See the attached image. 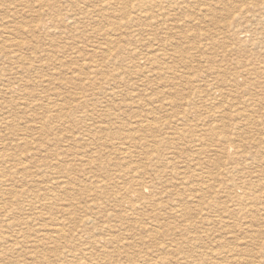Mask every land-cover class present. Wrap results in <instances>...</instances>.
Masks as SVG:
<instances>
[{
    "label": "rangeland",
    "instance_id": "rangeland-1",
    "mask_svg": "<svg viewBox=\"0 0 264 264\" xmlns=\"http://www.w3.org/2000/svg\"><path fill=\"white\" fill-rule=\"evenodd\" d=\"M111 1L114 2L112 3ZM150 1L153 2V0ZM174 1L175 4H173ZM191 1L179 0L178 2V0H164L163 2L162 0H156L151 3V5L150 3H147L146 5L141 6L143 7V11L142 9H140L141 7L139 4V0H0V24L2 23L0 26V64L2 65H0V113H2L0 114V129L2 128V130H0V150H3V152L0 151V180L3 182L2 185H0V193L7 194V192H13L12 196L5 195L6 202L4 203L6 204L7 212H5V214H0V232L3 231V233L1 232L0 235L5 237L11 236V240L13 239L12 241L6 243L2 241L0 237V264H8L9 262V264H59V262L60 264H73L75 262V264H90L92 263V260L93 262L95 261V263L92 264H131L132 262L134 264H144V260H146L145 264H218L221 259V264H239V261L241 262L240 264H264V97H262L264 96V0H259L260 2L258 3L256 2V0H203L204 2L202 0ZM94 2L97 3L93 4ZM44 3H46V5ZM80 3L82 4V6ZM190 3H192V5ZM18 4L22 6L19 7ZM32 4H34V6ZM107 4H110V7ZM111 4L113 8L111 7ZM136 4L138 5V8ZM169 4L173 7L171 6L170 8L168 6V9L167 5ZM180 4L182 7L179 6ZM186 4L188 5L186 6ZM149 5L153 7H156L157 5V8H146ZM161 5L165 6L164 9H160L163 8ZM177 5L178 7H176ZM77 6L78 8H76ZM103 6L105 7L103 8ZM114 6H116V8ZM25 8L28 10H26ZM79 8H81L82 10ZM209 8L211 9V12ZM15 9H17V11ZM92 9L93 11H90ZM146 9H148V12H146ZM151 9L152 11L154 9L153 13L155 15L151 14ZM244 9L247 11H245ZM111 10L114 11L109 12ZM141 10L143 12H146L145 16L149 17H142L141 14L144 15V13H142ZM61 11L64 13H62ZM139 11L140 16L137 13ZM149 11L151 13H149ZM26 12L27 15L25 16ZM77 12H79L80 14ZM86 12H88L87 15H85ZM163 12L168 15V17L170 15L172 16L170 18L163 17ZM170 12L172 14H170ZM161 13H163V15ZM106 14L108 15L107 17L105 16ZM173 14H175L176 17ZM158 15L160 17H158ZM20 16L23 17L21 18ZM103 16L106 18H104ZM94 17L96 18L93 19ZM111 17L114 19H110ZM189 18H191V20ZM155 20L159 23H157ZM169 21L172 24H170ZM91 27H93L94 29H92ZM142 27H144L145 29ZM167 27L168 29H165ZM241 27H244V31ZM140 28L143 30H140ZM38 29L40 30V32H38ZM241 31L242 33L240 34ZM123 33L124 35H122ZM112 35L119 38H113ZM69 36L72 38H70ZM88 37L90 41L88 40ZM90 37H92L93 39ZM152 37L158 38H155L153 40ZM108 38H111L112 41L110 39L108 41ZM146 41H150V44H148L147 42V45H145ZM245 41L247 42L245 43ZM90 42L92 44H90ZM94 43L98 44L96 45ZM165 43L167 46L165 45ZM170 43L172 46L169 45ZM131 44H133L132 48H130L132 46ZM239 45L240 49L238 48ZM165 46L170 47L166 48ZM127 47L128 49H126ZM95 48L97 50H95ZM161 48L162 50H160ZM136 49L138 50L135 51ZM132 50L137 52L139 56L138 54H133L134 51ZM158 50L161 53L157 52ZM229 51H231L230 54ZM247 51L248 53L246 54L245 52ZM173 52L175 55L173 54ZM238 52H240V54L242 55L238 54ZM103 53L109 54L105 55ZM156 54H159L161 56L158 57L157 60H159V62L157 64L154 65V61H150V63H146V60L142 61V59H145L146 57L141 58V56L144 57L146 55L150 57ZM169 54H171V56ZM114 56L119 61L117 59L115 60ZM91 57H97V60H94ZM137 57L140 58V60L137 59ZM166 57L169 59H167ZM79 58L81 61L79 60ZM173 58L175 59L171 61ZM135 59H137L136 62ZM82 61H84L85 64ZM129 65H131V67ZM163 66L164 68L166 67L167 71L169 70L171 73H169V71L168 73H166V70L164 71V73H161L159 67L163 69ZM122 67H126L128 69H122ZM249 67L252 72L251 70H249ZM146 68L147 72L145 71ZM153 68L156 70H154ZM63 71L64 73H62ZM158 72H160L161 74L159 75ZM241 72H245V74H241ZM161 75L162 77H160ZM170 75L174 76L170 77ZM145 76L148 77L145 78ZM75 77L77 80H75ZM244 77L245 79H243ZM241 85H243L244 87ZM73 87L75 88V90H73ZM4 88L8 90H5ZM221 89H223V91ZM80 92H82V94ZM88 99H90L91 102ZM60 100L63 102H61ZM254 100L256 103H254ZM66 103L67 105H69L68 107L65 105ZM168 104L171 106H169ZM148 106L152 107L148 108ZM60 107H63V109ZM151 108L153 109L151 110ZM7 109L9 112L7 111ZM147 109L150 110H148V113ZM66 111L68 113H66ZM218 111L221 113H219ZM149 112L151 113V115H149ZM216 113L218 115H216ZM234 114L238 116H235ZM239 117L241 118V120ZM71 118L73 120H71ZM136 118L139 120H137ZM146 118L147 120H145ZM10 119H12L13 121ZM84 119L86 120V122ZM150 120L153 122V124ZM81 123L85 125V127ZM237 124L241 129L239 127L237 128ZM248 125L250 127L249 129ZM123 131H125V133ZM116 132L117 134H115ZM17 135L23 136V138ZM72 135L76 136L73 137ZM200 135H202L201 138H203V136L209 137L203 140V142H200L198 140V137ZM211 135H216V138L213 139ZM123 137H128V139L126 141H121ZM163 137L165 138V140ZM107 138L110 139L112 143H110ZM195 139L197 140L196 142H198L197 145ZM113 141L115 143H118L119 149L116 150L117 144H115ZM126 142L127 144H125ZM159 142L162 143V145ZM47 144L49 147L47 146ZM110 144L115 145L111 146ZM125 145L127 146L125 147ZM202 145H204L205 147ZM91 146L92 148L90 149ZM161 146L163 149L161 148ZM170 151H172V153ZM257 151L260 154H258ZM41 152H43V154ZM73 154H75V156ZM127 156L130 157L128 158ZM134 157L138 159L136 160L134 159ZM7 160H10V162ZM58 160L60 162H58ZM129 162L130 164H128ZM166 164H168L169 167L168 165L166 166ZM58 165H60L62 168H59L60 166ZM43 166L44 168H42ZM145 168H148L147 170L149 174L145 176L146 179L144 183H146V186L141 187L138 184L142 183V180L139 179V183L134 182L137 181L138 178L136 177L139 173L141 174L145 172ZM126 169H128L129 171ZM54 170L55 172H58L55 173ZM85 170H88V173ZM235 170L236 172L239 170L241 171H239V173H236L234 172ZM13 172L14 174H11ZM50 172H53V175H51ZM115 172H117L118 174H116ZM240 172L241 175H239ZM201 173L205 175L201 177ZM56 177H58L59 180L56 179ZM61 177L64 180H60ZM43 180L45 181V183ZM208 180L210 181V183ZM100 181L103 182L101 183ZM108 181L110 183H108ZM237 184H239V186H237L236 188ZM258 185L260 186V188L258 187ZM209 186L211 191L209 189ZM253 186H255L256 188ZM71 187L73 191L71 190ZM42 188H44V190ZM98 188H100L101 190L99 191ZM147 188L149 189L147 190ZM203 188H206L207 190ZM242 189L245 190L243 191ZM69 190L71 192H69ZM46 196L49 197L46 198ZM257 196L259 197V199L263 200L260 201L258 199H255V197L257 198ZM238 197H242L240 198L241 201ZM24 199L27 202H25ZM247 199H249V201H247ZM8 200H10V202L13 201L12 205L7 202ZM14 200L16 201L14 202ZM37 201L39 203H37ZM64 201L66 202L64 203ZM227 201H229L230 203ZM245 203L248 205H246ZM47 204H49V206H47ZM101 204L102 206H100ZM257 204L262 207H260L259 205L257 206ZM237 205L239 206L238 208L240 210L237 209ZM8 206H10L11 209H9ZM173 206L175 207L173 208ZM242 206H244L245 208ZM98 208L101 210H98ZM253 209L255 211H253ZM249 210L250 212H247ZM69 211L72 212L70 213ZM179 213L181 215H179ZM59 214L61 215V217L59 216ZM224 214L227 215L225 216ZM5 215H9L6 216L8 219L5 217ZM10 215L12 216L10 217ZM56 216L58 217L56 218ZM65 216H68L69 218L67 217L66 219ZM242 216H244L245 218ZM222 218L225 219L223 220ZM65 219L68 222L64 221ZM52 220L54 222L58 220L59 222L57 221L54 223ZM29 221H32L33 224ZM49 221L50 223L52 222L54 224L59 223L56 225H60V227L62 226L64 231L68 232H66V237L63 236L65 239L61 238L60 240L56 241L55 239L49 237V232H51L50 228L52 229L53 227V225H50L49 227ZM127 221L130 224H128ZM41 222H44V226L43 224H41ZM8 224L11 227L7 226ZM34 224L36 225V227ZM92 224L94 226H92ZM152 224H155V226L157 225L156 228H153L155 226ZM19 225L21 226L18 227ZM46 225L48 226L46 227ZM136 225H138L139 227ZM225 226L226 228H224ZM30 228H32L33 230H30ZM18 229L20 230V232L18 231L17 233ZM26 229L30 232H26ZM232 229L235 231H232ZM46 230L49 231L47 232ZM138 231H140V233ZM116 232L119 234H117ZM47 233L49 236L47 235ZM86 233L88 235H86ZM109 233L111 235H109ZM190 234H193L192 237L190 236ZM230 234H233L234 236H230ZM21 237H23L22 239L24 240H22ZM40 237H42L43 239ZM73 237L75 239H73ZM14 238L17 240H15ZM110 238L114 240V243L109 244L105 241ZM242 238L245 241H243ZM66 239L68 241H66ZM76 239H78L79 241ZM159 239H161L162 241ZM240 239L242 241H240ZM196 240H198V243ZM184 242H186L187 244H182ZM10 243L13 245H11ZM48 244H50V246H48ZM100 244H102L103 247ZM172 245L174 247H171ZM116 246L119 248H117ZM26 247H28V250ZM61 247L63 250L61 249ZM166 247L168 249L165 250ZM207 247L210 250H208ZM18 248L19 252L17 253L15 251H17ZM41 248L42 250H44V252L40 250ZM73 248L76 249L74 250ZM109 248L111 249L109 250ZM81 252H83L84 254H82ZM134 252L135 254H133ZM85 254H87L88 256ZM226 254H228L229 256ZM258 256L260 257V259H258ZM82 259L84 261H81ZM138 259H141L140 261L142 262H139ZM85 260L87 262H85ZM43 261H45V263ZM64 261L67 263H65ZM107 261L109 262L107 263Z\"/></svg>",
    "mask_w": 264,
    "mask_h": 264
},
{
    "label": "bare ground",
    "instance_id": "bare-ground-1",
    "mask_svg": "<svg viewBox=\"0 0 264 264\" xmlns=\"http://www.w3.org/2000/svg\"><path fill=\"white\" fill-rule=\"evenodd\" d=\"M2 1H3V0H2ZM7 1H8V0H7ZM36 1H40V0H36ZM41 1H42V0H41ZM46 1H47V0H46ZM85 1H86V0H85ZM92 1H94V0H92ZM102 1H103V0H102ZM104 1H106V0H104ZM117 1H118V0H117ZM154 1H156V0H153V2H154ZM162 1L164 2V0H162ZM190 1H191V0H190ZM193 1H194V0H193ZM202 1H203V0H202ZM204 1H206V0H204ZM204 1H203V2H204ZM207 1H208V0H207ZM12 2H13V1H12ZM26 2H27V1H26ZM29 2H30V1H29ZM111 2H112V1H111ZM113 2H114V1H113ZM113 2H112V3H113ZM136 2H137V1H136ZM153 2L150 1V0H139L140 7L146 5L147 3H148V4L150 3V5H151V3H153ZM169 2H170V1H169ZM169 2H168V3H169ZM178 2H179V0H178ZM181 2H182V1H181ZM181 2H180V3H181ZM191 2H192V1H191ZM256 2L258 3V2H260V1H259V0H256ZM30 3H31V2H30ZM35 3H37V2H35ZM40 3H42V2H40ZM57 3H58V2H57ZM96 3H97V2H94L93 4H96ZM118 3H120V2H118ZM184 3H185V2H184ZM192 3H193V2H192ZM192 3H190V4L192 5ZM19 4H20V3H19ZM19 4H18V5H19ZM25 4H26V3H25ZM25 4H23V5H25ZM44 4L46 5V3H44ZM80 4H81V3H80ZM84 4H85V2H84ZM98 4H99V3H98ZM102 4H103V3H102ZM102 4H101V5H102ZM105 4H106V3H105ZM160 4H162V3H160ZM166 4H167V3H166ZM171 4H172V3H171ZM173 4H175V1H174ZM178 4H179V3H178ZM201 4H202V3H201ZM26 5H27V4H26ZM28 5H29V4H28ZM32 5L34 6V4H32ZM38 5H39V4H38ZM75 5H76V4H75ZM99 5H100V4H99ZM107 5H108V4H107ZM150 5H149L148 7H146V8L153 7V6H150ZM163 5H164V4H163ZM187 5H188V4H186V6H187ZM3 6H5V5H3ZM15 6H16V5H15ZM21 6H22V5H21ZM21 6L19 5V7H21ZM30 6H31V5H30ZM36 6H37V5H36ZM81 6H82V4H81ZM108 6L110 7V4H109ZM136 6H137V8H138V5H137V4H136ZM159 6H160V5H159ZM159 6H158V8H159ZM161 6H162V5H161ZM168 6L171 8L172 5H170V4L167 5V8L169 9ZM174 6H175V5H174ZM179 6L182 7L181 4H180ZM19 7H18V8H19ZM23 7H25V6H23ZM23 7H22V8H23ZM44 7H45V6H44ZM85 7H86V6H85ZM93 7H94V6H93ZM104 7H105V6H103V8H104ZM111 7L113 8L112 4H111ZM114 7L116 8V6H114ZM140 7H139V8H140ZM154 7H155V6H154ZM154 7H153V8H154ZM162 7H163V8H160V9H164L165 6H162ZM172 7H173V6H172ZM176 7H178V5H177ZM198 7H199V6H198ZM212 7H213V6H212ZM1 8H2V7H1ZM12 8H13V7H12ZM22 8H21V9H22ZM26 8H27V7H26ZM26 8H25V9H26ZM76 8H78V6H77ZM81 8H82V7H81ZM81 8H79V9H81ZM83 8H84V7H83ZM100 8H101V6H100ZM122 8H123V7H122ZM142 8H143V7H141L140 9H142ZM144 8H145V7H144ZM155 8H157V5H156ZM167 8H166V9H167ZM200 8H201V7H200ZM204 8H205V7H204ZM210 8H211V7H210ZM210 8H209V10H210V12H211V9H210ZM2 9H3V8H2ZM13 9H14V8H13ZM23 9H24V8H23ZM40 9H41V8H40ZM55 9H56V8H55ZM89 9H91V8H89ZM95 9H96V8H95ZM135 9H136V8H135ZM160 9H159V10H160ZM166 9H165V10H166ZM168 9H167V10H168ZM180 9H181V8H180ZM183 9H184V8H183ZM15 10L17 11V9H15ZM26 10H28V9H26ZM81 10H82V9H81ZM122 10H123V9H122ZM130 10H131V8H130ZM142 10H143V9H142ZM142 10H141V11H142ZM146 10H147L146 12H148V9H146ZM156 10H158V9H156ZM165 10H161V11H165ZM171 10H172V9H171ZM207 10H208V8H207ZM241 10H242V9H241ZM244 10H245V9H244ZM6 11H7V10H6ZM9 11H11V10H9ZM21 11H23V10H21ZM68 11H69V10H68ZM84 11H85V9H84ZM90 11H93V9L90 10ZM105 11H106V10H105ZM107 11H108V10H107ZM112 11H114V10H111V11H109V12H112ZM120 11H121V10H120ZM120 11H119V12H120ZM127 11H129V10H127ZM135 11H136V10H135ZM137 11H138V9H137ZM143 11H144V10H143ZM143 11H142V13H144V15L141 14L142 17L145 16V13H146V12H143ZM151 11H152V9H151ZM153 11H154V9H153ZM153 11H152V13L149 11V13L154 14ZM173 11H174V10H173ZM179 11H180V10H179ZM197 11H198V10H197ZM213 11H214V10H213ZM213 11H212V12H213ZM245 11H247V10H245ZM4 12H5V11H4ZM61 12H62V11H61ZM94 12H95V11H94ZM101 12H102V11H101ZM119 12H117V13H119ZM167 12H168V11H167ZM195 12H196V11H195ZM207 12H208V11H207ZM260 12H262V11H260ZM0 13H1V12H0ZM10 13H11V12H10ZM46 13H47V12H46ZM46 13H45V14H46ZM62 13H64V12H62ZM71 13H72V12H71ZM77 13H79V12H77ZM87 13H88V12H86L85 15H87ZM99 13H100V11H99ZM105 13H106V12H105ZM115 13H116V10H115ZM126 13H128V12H126ZM137 13H138V15L140 16V14H139L140 11L137 12ZM157 13H158V12H157ZM163 13H164V12H163ZM163 13H161V14L163 15ZM174 13H175V12H174ZM177 13H178V12H177ZM203 13H204V12H203ZM58 14H60V13H58ZM79 14H80V13H79ZM161 14H160V15H161ZM167 14H168V13H167ZM170 14H172V13L170 12ZM184 14H185V13H184ZM198 14H199V12H198ZM205 14H207V13H205ZM253 14H254V13H253ZM253 14H252V15H253ZM11 15H12V14H11ZM20 15H21V14H20ZM26 15H27V12H26L25 16H26ZM83 15H84V14H83ZM85 15H84V16H85ZM111 15H113V14H111ZM117 15H118V14H117ZM147 15H149V14H147ZM154 15H155V14H154ZM165 15H166V14L164 13L163 17H166V18H167L168 15H166V16H165ZM173 15H175V14H173ZM246 15H247V14H246ZM18 16H19V15H18ZM43 16H44V15H43ZM62 16H63V15H62ZM88 16H89V15H88ZM99 16H100V15H99ZM105 16L107 17L108 15L106 14ZM139 16H138V17H139ZM171 16H172V15H170L168 18H170ZM204 16H206V15H204ZM248 16H249V15H248ZM259 16H260V15H259ZM12 17H15V16H12ZM20 17L22 18L23 16H20ZM44 17H45V16H44ZM58 17H59V15H58ZM72 17H73V16H72ZM75 17H77V16H75ZM101 17H102V16H101ZM103 17H104V16H103ZM106 17H104V18H106ZM145 17L147 18V17H149V16H145ZM158 17H160V16L158 15ZM173 17H174V16H173ZM175 17H176V15H175ZM175 17H174V18H175ZM242 17H243V16H242ZM244 17H245V16H244ZM16 18H17V17H16ZM26 18H27V17H26ZM26 18H25V19H26ZM47 18H48V17H47ZM69 18H70V17H69ZM95 18H96V17H94L93 19H95ZM104 18H103V19H104ZM117 18H118V17H117ZM134 18H135V17H134ZM139 18H140V17H139ZM146 18H145V19H146ZM154 18H155V17H154ZM187 18H188V17H187ZM17 19H18V18H17ZM98 19H99V17H98ZM110 19H114V18L111 17ZM141 19H142V18H141ZM141 19H138V20H141ZM176 19H177V18H176ZM182 19H183V18H182ZM189 19L191 20V18H189ZM239 19H240V18H239ZM247 19H248V18H247ZM255 19H256V18H255ZM11 20H12V19H11ZM14 20H15V19H14ZM23 20H24V19H23ZM69 20H70V19H69ZM69 20H68V21H69ZM80 20H81V18H80ZM100 20H101V18H100ZM131 20H132V19H131ZM146 20H147V19H146ZM160 20H161V19H160ZM164 20H165V19H164ZM25 21H26V20H25ZM64 21H66V20H64ZM84 21H85V19H84ZM89 21H90V20H89ZM91 21H92V20H91ZM93 21H94V20H93ZM95 21H96V20H95ZM106 21H108V20H106ZM133 21H134V20H133ZM155 21H156V20H155ZM162 21H163V20H162ZM165 21H166V20H165ZM170 21H171V19H170ZM170 21H169V23H170ZM175 21H176V20H175ZM182 21H186V20H182ZM187 21H188V20H187ZM192 21H193V20H192ZM192 21H191V22H192ZM12 22H13V21H12ZM14 22H15V21H14ZM22 22H23V21H22ZM100 22H101V21H100ZM129 22H130V21H129ZM156 22L159 23L158 21H156ZM156 22H155V23H156ZM193 22H194V21H193ZM236 22H237V21H236ZM263 22H264V21H263ZM48 23H49V22H48ZM97 23H98V22H97ZM102 23H103V21H102ZM131 23H133V22H131ZM166 23H167V22H166ZM173 23H174V22H173ZM183 23H184V22H183ZM188 23H189V22H188ZM256 23H257V22H256ZM1 24H2V23H1ZM1 24H0V26H1ZM40 24H42V23H40ZM59 24H60V23H59ZM82 24H83V23H82ZM93 24H94V23H93ZM104 24H105V23H104ZM120 24H122V23H120ZM137 24H138V23H137ZM160 24H161V23H160ZM170 24H172V23H170ZM186 24H187V23H186ZM249 24H250V23H249ZM71 25H72V24H71ZM71 25H70V26H71ZM96 25H97V24H96ZM106 25H107V24H106ZM124 25H125V24H124ZM138 25H139V24H138ZM158 25H159V24H158ZM166 25H167V24H166ZM189 25H190V24H189ZM3 26H4V25H3ZM32 26H33V25H32ZM80 26H81V25H80ZM90 26H91V25H90ZM92 26H94V25H92ZM116 26H117V25H116ZM131 26H132V25H131ZM147 26H148V24H147ZM154 26H155V25H154ZM175 26H176V25H175ZM250 26H251V25H250ZM35 27H36V26H35ZM88 27H89V26H88ZM122 27H123V26H122ZM151 27H152V26H151ZM163 27H164V25H163ZM173 27H174V26H173ZM231 27H232V26H231ZM231 27H230V28H231ZM31 28H32V27H31ZM40 28H41V27H40ZM91 28L94 29L93 27H91ZM118 28H119V27H118ZM142 28H144V27H142ZM241 28H242V27H241ZM243 28H244V27H243ZM243 28H242V30H243ZM1 29H2V28H1ZM46 29H47V28H46ZM63 29H64V28H63ZM119 29H120V28H119ZM119 29H118V30H119ZM121 29H122V28H121ZM125 29H127V28H125ZM135 29H136V27H135ZM144 29H145V28H144ZM165 29H168V27L165 28ZM176 29H177V28H176ZM255 29H256V28H255ZM14 30H15V29H14ZM34 30H35V29H34ZM38 30H39V29H38ZM113 30H114V29H113ZM129 30H130V29H129ZM140 30H143V29L140 28ZM153 30H155V29H153ZM162 30H163V29H162ZM170 30H171V29H170ZM174 30H175V29H174ZM52 31H54V30H52ZM124 31H125V30H124ZM166 31H167V30H166ZM243 31H244V30H243ZM19 32H20V31H19ZM38 32H40V30H39ZM41 32H42V31H41ZM45 32H46V31H45ZM93 32H94V31H93ZM109 32H110V31H109ZM120 32H121V31H120ZM129 32H130V31H129ZM129 32H128V34H129ZM1 33H2V32H1ZM6 33H7V32H6ZM15 33H16V32H15ZM56 33H57V32H56ZM66 33H67V32H66ZM89 33H90V32H89ZM106 33H108V32H106ZM110 33H111V32H110ZM145 33H146V32H145ZM162 33H163V32H162ZM241 33H242V31L240 32V34H241ZM18 34H19V33H18ZM46 34H47V33H46ZM68 34H69V33H68ZM111 34H112V33H111ZM132 34H133V33H132ZM137 34H138V33H137ZM137 34H136V35H137ZM143 34H144V33H143ZM165 34H166V33H165ZM167 34H168V33H167ZM246 34H247V33H246ZM0 35H1V34H0ZM3 35H4V34H3ZM98 35H99V34H98ZM100 35H101V34H100ZM103 35H104V34H103ZM109 35H110V34H109ZM122 35H124V33H123ZM251 35H252V34H251ZM251 35H250V36H251ZM262 35H263V34H262ZM51 36H52V35H51ZM66 36H67V35H66ZM78 36H79V35H78ZM105 36H106V35H105ZM105 36H104V37H105ZM110 36H111V35H110ZM110 36H109V37H110ZM127 36H128V35H127ZM146 36H147V35H146ZM243 36H244V35H243ZM252 36H253V35H252ZM53 37H54V36H53ZM69 37H70V36H69ZM112 37H113V38H116L117 36L114 37V36L112 35ZM112 37H111V38H112ZM150 37H151V36H150ZM153 37H154V36H153ZM153 37H152V38H153ZM253 37H254V36H253ZM70 38H72V37H70ZM90 38H92V37H90ZM105 38H106V37H105ZM111 38H108V41H109V39L111 40ZM117 38H119V37H117ZM130 38H131V37H130ZM134 38H135V37H134ZM136 38H137V37H136ZM148 38H149V36H148ZM155 38H158V37H155ZM155 38H153V40H154ZM230 38H231V37H230ZM237 38H238V37H237ZM244 38H245V37H244ZM249 38H250V37H249ZM64 39H65V38H64ZM92 39H93V38H92ZM159 39H161V38H159ZM159 39H158V40H159ZM71 40H72V39H71ZM88 40H89V37H88ZM133 40H134V39H133ZM136 40H138V39H136ZM228 40H229V39H228ZM86 41H87V39H86ZM89 41H90V40H89ZM94 41H95V40H94ZM100 41H101V40H100ZM106 41H107V40H106ZM111 41H112V40H111ZM111 41H110V42H111ZM120 41H121V40H120ZM220 41H222V40H220ZM226 41H227V40H226ZM241 41H242V40H241ZM75 42H76V41H75ZM78 42H79V41H78ZM104 42H105V41H104ZM131 42H132V41H131ZM131 42H130V43H131ZM139 42H140V40H139ZM147 42H148V41H146V44H145V45H147ZM149 42H150V41H149ZM149 42H148V44H150ZM152 42H153V41H152ZM152 42H151V43H152ZM155 42H156V41H155ZM158 42H159V41H158ZM158 42H157V43H158ZM161 42H162V41H161ZM246 42H247V41H245V43H246ZM113 43H114V39H113ZM121 43H122V42H121ZM153 43H154V42H153ZM153 43H152V44H153ZM157 43H156V44H157ZM215 43H216V42H215ZM62 44H63V43H62ZM88 44H89V43H88ZM88 44H87V45H88ZM90 44H92V43L90 42ZM90 44H89V45H90ZM94 44H96V43H94ZM97 44H98V43H97ZM97 44H96V45H97ZM107 44H108V43H107ZM133 44H134V42H133ZM133 44H131V45H132L131 47H130V45H129V47L132 48V47H133ZM162 44H163V43H162ZM213 44H214V43H213ZM67 45H69V44H67ZM102 45H103V44H102ZM125 45H126V44H125ZM137 45H138V43H137ZM137 45H136V46H137ZM165 45H166V43H165ZM169 45H171V43H170ZM217 45H219V44H217ZM243 45H244V44H243ZM246 45H248V44H246ZM103 46H104V45H103ZM106 46H107V45H106ZM108 46H111V45H108ZM112 46H113V45H112ZM136 46H135V47H136ZM153 46H154V45H153ZM157 46H158V45H157ZM157 46H155V47H157ZM166 46H167V45H166ZM166 46H165V47H166ZM171 46H172V45H171ZM254 46H256V45H254ZM75 47H76V46H75ZM87 47H88V46H87ZM96 47H97V46H96ZM114 47H115V46H114ZM144 47H145V46H144ZM148 47H149V45H148ZM155 47H154V48H155ZM158 47H159V46H158ZM168 47H170V46H168ZM168 47H166V48H168ZM206 47H207V45H206ZM239 47H240V45L238 46V48H239ZM241 47H242V46H241ZM107 48H108V47H107ZM109 48H110V47H109ZM130 48H129V49H130ZM136 48H137V47H136ZM139 48H140V46H139ZM142 48H143V47H142ZM159 48H160V47H159ZM254 48H255V47H254ZM263 48H264V47H263ZM91 49H92V48H91ZM126 49H128V47H127ZM239 49H240V48H239ZM95 50H97V49L95 48ZM95 50H94V51H95ZM108 50H109V49H108ZM111 50H113V49H111ZM111 50H110V51H111ZM122 50H123V49H122ZM137 50H138V49H136L135 51H137ZM139 50H141V49H139ZM142 50H143V49H142ZM160 50H162V48H161ZM165 50H166V49H165ZM169 50H170V49H169ZM180 50H181V49H180ZM182 50H183V49H182ZM67 51H68V50H67ZM79 51H80V50H79ZM100 51H102V50H100ZM103 51H104V50H103ZM132 51H134V50H132ZM135 51L133 52V54H138V53L135 52ZM146 51H147V50H146ZM150 51H151V50H150ZM150 51H149V52H150ZM171 51H172V50H171ZM250 51H251V50H250ZM108 52H109V51H108ZM111 52H112V51H111ZM121 52H122V51H121ZM123 52H124V51H123ZM127 52H129V51H127ZM138 52H139V51H138ZM140 52H141V51H140ZM149 52H148V53H149ZM157 52H160V51L158 50ZM65 53H66V52H65ZM69 53H70V52H69ZM82 53H83V52H82ZM105 53H106V50H105ZM105 53H103V54H105ZM146 53H147V52H146ZM160 53H161V52H160ZM163 53H164V52H163ZM167 53H168V52H167ZM230 53H231V51H229V54H230ZM245 53L247 54L248 51L245 52ZM108 54H109V53H108ZM108 54H105V55H108ZM119 54H120V53H119ZM121 54H122V53H121ZM173 54H174V52H173ZM173 54H172V55H173ZM229 54H228V55H229ZM238 54H240V52H238ZM238 54H237V55H238ZM71 55H72V54H71ZM71 55H70V56H71ZM97 55H98V53H97ZM100 55H101V54H100ZM141 55H142V54H141ZM148 55H149V54H148ZM151 55H152V53H151ZM163 55H164V54H163ZM169 55L171 56V54H169ZM174 55H175V54H174ZM226 55H227V54H226ZM240 55H242V54H240ZM72 56H73V55H72ZM103 56H104V55H103ZM121 56H122V55H121ZM123 56H124V55H123ZM126 56H127V55H126ZM138 56H139V54H138ZM229 56H230V55H229ZM231 56H233V55H231ZM235 56H236V55H235ZM261 56H262V55H261ZM78 57H79V56H78ZM78 57H77V59H78ZM83 57H84V56H83ZM83 57H82V58H83ZM94 57H95V56H94ZM105 57H106V56H105ZM145 57H146V58H145ZM158 57H161V56H160L159 54H156V55H154V56H150V57H148V56H146V55H145L144 57L141 56V58H145V59H142V61H143V60H146V63H147V62L150 63V61H154V65L157 64V63L159 62V60H157ZM163 57H164V56H163ZM168 57H169V56H168ZM245 57H246V56H245ZM249 57H250V56H249ZM258 57H259V56H258ZM262 57H263V56H262ZM74 58H75V57H74ZM91 58H93V57H91ZM96 58H97V57H96ZM96 58H93V59L95 60ZM98 58H100V57H98ZM114 58H115V56H114ZM114 58H113V59H114ZM121 58H122V57H121ZM166 58H167V57H166ZM170 58H171V57H170ZM259 58H260V57H259ZM59 59H60V58H59ZM59 59H57V60H59ZM116 59H117V58H115V60H116ZM130 59H131V58H130ZM137 59L140 60V58H138V57H137ZM137 59H135V62H136ZM160 59H161V58H160ZM167 59H169V58H167ZM174 59H175V58H173L171 61H173ZM205 59H206V58H205ZM255 59H256V57H255ZM257 59H258V58H257ZM79 60H80V58H79ZM96 60H97V59H96ZM117 60H118V59H117ZM155 60H156V61H155ZM162 60H163V59H162ZM164 60H165V59H164ZM259 60H261V59H259ZM262 60H263V58H262ZM0 61H1V60H0ZM80 61H81V60H80ZM118 61H119V60H118ZM128 61H129V60H128ZM133 61H134V60H133ZM166 61H168V60H166ZM169 61H170V60H169ZM205 61H206V60H205ZM11 62H12V61H11ZM82 62L84 63V61H82ZM90 62H91V61H90ZM99 62H100V61H99ZM111 62H112V61H111ZM126 62H127V61H126ZM130 62H131V61H130ZM231 62H232V61H231ZM60 63H61V62H60ZM75 63H76V62H75ZM86 63H88V62H86ZM95 63H97V62H95ZM109 63H110V62H109ZM132 63H133V62H132ZM144 63H145V62H144ZM207 63H208V62H207ZM14 64H15V63H14ZM65 64H67V63H65ZM72 64H73V63H72ZM84 64H85V63H84ZM91 64H93V63H91ZM124 64H126V63H124ZM128 64H129V62H128ZM166 64H167V63H166ZM260 64H261V63H260ZM0 65H1V64H0ZM80 65H81V64H80ZM143 65H144V64H143ZM154 65H153V66H154ZM236 65H237V64H236ZM1 66H2V65H1ZM9 66H10V65H9ZM12 66H13V65H12ZM64 66H65V65H64ZM66 66H67V65H66ZM68 66H69V64H68ZM75 66H76V65H75ZM111 66H112V64H111ZM119 66H120V65H119ZM129 66L131 67V65H129ZM129 66H128V67H129ZM141 66H142V65H141ZM254 66H255V65H254ZM256 66H257V65H256ZM78 67H79V66H78ZM106 67H107V66H106ZM123 67H124V66H123ZM123 67H122V69H125L127 66H126L125 68H123ZM147 67H148V65H147ZM242 67H243V65H242ZM250 67H251V66H250ZM250 67H249V70H251ZM98 68H99V67H98ZM144 68H145V66H144ZM151 68H152V67H151ZM246 68H247V67H246ZM4 69H5V68H4ZM7 69H8V67H7ZM85 69H86V68H85ZM104 69H105V68H104ZM126 69H128V68H126ZM131 69H132V68H131ZM142 69H143V68H142ZM153 69H154V68H153ZM222 69H223V68H222ZM222 69H221V70H222ZM88 70H89V69H88ZM137 70H138V69H137ZM140 70H141V69H140ZM146 70H147V68L145 69V71H146ZM150 70H152V69H150ZM154 70H156V69H154ZM159 70H160L161 73H164L165 70L167 71L166 67L164 68V66H163V69H161V68L159 67ZM230 70H231V68H230ZM243 70H244V69H243ZM89 71H90V70H89ZM89 71H88V74H89ZM138 71H139V70H138ZM168 71H169V70H168ZM168 71H167L166 73H168ZM226 71H227V70H226ZM244 71H245V70H244ZM72 72H73V70H72ZM72 72H71V73H72ZM76 72H78V71H76ZM83 72H84V71H83ZM127 72H128V71H127ZM140 72H142V71H140ZM146 72H147V71H146ZM154 72H155V71H154ZM160 72H158L159 75L161 74ZM251 72H252V70H251ZM9 73H10V72H9ZM62 73H64V71H63ZM65 73H66V72H65ZM85 73H86V72H85ZM143 73H144V72H143ZM169 73H171V72L169 71ZM215 73H216V72H215ZM66 74H67V73H66ZM74 74H75V73H74ZM93 74H94V72H93ZM97 74H98V73H97ZM124 74H125V73H124ZM138 74H139V73H138ZM144 74H145V73H144ZM216 74H217V73H216ZM237 74H238V73H237ZM241 74H245V72H243V73L241 72ZM248 74H249V73H248ZM252 74H254V73H252ZM78 75H79V74H78ZM122 75H123V74H122ZM122 75H121V76H122ZM125 75H126V74H125ZM146 75H147V74H146ZM155 75H156V74H155ZM159 75H158V76H159ZM165 75H166V74H165ZM168 75H169V74H168ZM174 75H175V72H174ZM174 75H170V77H172V76H174ZM211 75H212V74H211ZM214 75H215V74H214ZM214 75H213V77H214ZM59 76H60V75H59ZM117 76H118V75H117ZM249 76H251V75H249ZM87 77H89V76H87ZM114 77H115V76H114ZM147 77H148V76H145V78H147ZM160 77H162V75H161ZM242 77H243V76H242ZM253 77H254V75H253ZM263 77H264V76H263ZM73 78H74V77H73ZM208 78H209V77H208ZM93 79H94V78H93ZM93 79H92V80H93ZM113 79H114V78H113ZM116 79H117V78H116ZM149 79H150V78H149ZM151 79H152V78H151ZM156 79H157V78H156ZM160 79H163V78H160ZM243 79H245V77H244ZM61 80H62V79H61ZM63 80H64V79H63ZM75 80H77L76 77H75ZM120 80H121V79H120ZM120 80H119V81H120ZM122 80H123V79H122ZM157 80H158V79H157ZM164 80H165V79H164ZM187 80H188V79H187ZM199 80H201V79H199ZM199 80H195V81H199ZM202 80H204V79H202ZM240 80H241V79H240ZM262 80H263V79H262ZM10 81H11V80H10ZM160 81H161V80H160ZM245 81H246V80H245ZM248 81H249V80H248ZM255 81H256V79H255ZM18 82H19V81H18ZM62 82H63V81H62ZM88 82H89V81H88ZM91 82H92V81H91ZM97 82H98V81H97ZM219 82H220V81H219ZM4 83H5V82H4ZM72 83H74V82H72ZM116 83H117V82H116ZM122 83H123V82H122ZM192 83H193V82H192ZM192 83H191V84H192ZM213 83H214V82H213ZM230 83H231V82H230ZM238 83H239V82H238ZM117 84H118V83H117ZM123 84H124V83H123ZM240 84H241V83H240ZM242 84H243V83H242ZM246 84H247V83H246ZM68 85H69V84H68ZM73 85H75V84H73ZM87 85H88V84H87ZM149 85H150V84H149ZM168 85H169V84H168ZM70 86H71V85H70ZM70 86H69V87H70ZM77 86H78V85H77ZM85 86H86V85H85ZM88 86H89V85H88ZM172 86H173V85H172ZM213 86H215V85H213ZM241 86H243V85H241ZM86 87H87V86H86ZM243 87H244V86H243ZM251 87H252V86H251ZM255 87H256V86H255ZM0 88H1V87H0ZM5 88H6V87H5ZM5 88H4V89H5ZM15 88H16V87H15ZM21 88H22V87H21ZM110 88H113V87H110ZM143 88H144V87H143ZM154 88H155V87H154ZM158 88H159V87H158ZM158 88H157V89H158ZM168 88H169V87H168ZM225 88H226V87H225ZM257 88H259V87H257ZM260 88H261V87H260ZM17 89H18V88H17ZM77 89H78V88H77ZM77 89H76V92H77ZM90 89H91V88H90ZM145 89H146V88H145ZM159 89H160V88H159ZM159 89H158V90H159ZM5 90H8V89H5ZM73 90H75L74 87H73ZM154 90H155V89H154ZM169 90H171V89H169ZM218 90H219V88H218ZM221 90L223 91V89H221ZM221 90H220V91H221ZM247 90H248V89H247ZM260 90H261V89H260ZM14 91H15V90H14ZM19 91H20V88H19ZM59 91H60V90H59ZM59 91H58V92H59ZM69 91H70V89H69ZM91 91H92V90H91ZM155 91H156V90H155ZM252 91H253V90H252ZM17 92H18V91H17ZM61 92H62V91H61ZM61 92H60V93H61ZM149 92H150V90H149ZM151 92H152V91H151ZM162 92H163V91H162ZM256 92H257V91H256ZM262 92H263V91H262ZM14 93H15V92H14ZM20 93H21V92H20ZM78 93H79V92H78ZM80 93L82 94V92H80ZM119 93H121V92H119ZM123 93H125V92H123ZM263 93H264V92H263ZM1 94H2V93H1ZM16 94H17V93H16ZM69 94H70V93H69ZM71 94H72V93H71ZM76 94H77V93H76ZM257 94H258V93H257ZM10 95H11V94H10ZM20 95H21V94H20ZM62 95H63V94H62ZM67 95H68V94H67ZM1 96H2V95H1ZM7 96H8V95H7ZM79 96H80V94H79ZM117 96H118V95H117ZM120 96H122V95H120ZM219 96H220V95H219ZM222 96H223V95H222ZM57 97H58V96H57ZM74 97H75V96H74ZM83 97H84V96H83ZM98 97H99V96H98ZM104 97H105V96H104ZM212 97H213V95H212ZM216 97H217V96H216ZM260 97H261V96H260ZM262 97H264V96H262ZM106 98H107V97H106ZM121 98H122V97H121ZM217 98H218V97H217ZM73 99H74V98H73ZM96 99H97V98H96ZM117 99H118V98H117ZM16 100H17V99H16ZM62 100H63V99H62ZM65 100H66V99H65ZM80 100H82V99H80ZM80 100H79V101H80ZM88 100L90 101V99H88ZM60 101H61V100H60ZM104 101H105V100H104ZM214 101H215V100H214ZM258 101H259V100H258ZM61 102H63V101H61ZM84 102H85V101H84ZM87 102H88V101H87ZM90 102H91V101H90ZM120 102H121V101H120ZM5 103H6V102H5ZM64 103H65V102H64ZM73 103H75V102H73ZM98 103H99V102H98ZM107 103H108V101H107ZM114 103H115V102H114ZM254 103H256L255 100H254ZM80 104H81V103H80ZM95 104H96V103H95ZM109 104H110V103H109ZM169 104H170V103H169ZM169 104H168V105H169ZM172 104H173V103H172ZM0 105H1V104H0ZM65 105H66L67 107L69 106V105H67V103H66ZM70 105H71V103H70ZM99 105H100V104H99ZM147 105H148V104H147ZM149 105H150V104H149ZM151 105H152V104H151ZM154 105H155V104H154ZM88 106H89V105H88ZM101 106H102V105H101ZM122 106H123V105H122ZM122 106H121V107H122ZM169 106H171V105H169ZM6 107H7V106H6ZM10 107H11V106H10ZM70 107H71V106H70ZM123 107H124V106H123ZM130 107H131V106H130ZM150 107H152V106H150ZM150 107L148 106V108H150ZM172 107H173V105H172ZM58 108H59V107H58ZM60 108L63 109V107H60ZM98 108H99V107H98ZM156 108H157V105H156ZM156 108H155V109H156ZM164 108H165V107H164ZM166 108H167V107H166ZM132 109H133V108H132ZM152 109H153V108H151V110H152ZM170 109H171V108H170ZM172 109H173V108H172ZM9 110H11V109H9ZM93 110H94V109H93ZM95 110H96V109H95ZM148 110H149V109H147V113H148ZM7 111H8V109H7ZM98 111H99V110H98ZM106 111H107V110H106ZM149 111H150V110H149ZM169 111H170V110H169ZM8 112H9V111H8ZM8 112H7V113H8ZM127 112H128V111H127ZM162 112H163V111H162ZM218 112H219V111H218ZM7 113H6V115H7ZM66 113H68V112L66 111ZM78 113H79V112H78ZM149 113H150V112H149ZM164 113H165V112H164ZM219 113H221V112H219ZM0 114H2V113H0ZM3 114H4V113H3ZM8 114H9V113H8ZM76 114H77V113H76ZM76 114H75V115H76ZM80 114H81V113H80ZM133 114H134V113H133ZM4 115H5V114H4ZM4 115H3V116H4ZM110 115H111V114H110ZM125 115H126V114H125ZM136 115H137V114H136ZM146 115H148V114H146ZM149 115H151V113H150ZM152 115H153V114H152ZM213 115H214V114H213ZM216 115H218V114L216 113ZM234 115H235V114H234ZM63 116H64V115H63ZM139 116H140V115H139ZM235 116H238V115H235ZM76 117H77V116H76ZM93 117H94V116H93ZM142 117H143V116H142ZM244 117H245V116H244ZM1 118H2V117H1ZM3 118H4V117H3ZM72 118H73V117H72ZM72 118H71V120L74 119V118H73V119H72ZM88 118H89V117H88ZM119 118H122V117H119ZM239 118H240V117H239ZM245 118H246V117H245ZM62 119H63V118H62ZM96 119H97V118H96ZM136 119H137V118H136ZM141 119H142V118H141ZM213 119H214V118H213ZM215 119H217V118H215ZM237 119H238V118H237ZM247 119H249V118H247ZM5 120H6V119H5ZM5 120H4V121H5ZM7 120H8V119H7ZM10 120H12V119H10ZM84 120H85V119H84ZM87 120H89V119H87ZM91 120H92V119H91ZM134 120H135V119H134ZM137 120H139V119H137ZM145 120H147V118H146ZM210 120H211V119H210ZM240 120H241V118H240ZM243 120H244V119H243ZM12 121H13V120H12ZM95 121H96V120H95ZM120 121H121V120H120ZM140 121H141V120H140ZM140 121H139V122H140ZM143 121H144V120H143ZM143 121H142V122H143ZM150 121H151V120H150ZM178 121H179V120H178ZM183 121H184V120H183ZM216 121H217V120H216ZM46 122H47V121H46ZM60 122H61V121H60ZM65 122H66V120H65ZM65 122H64V124H65ZM82 122H83V121H82ZM85 122H86V120H85ZM116 122H117V121H116ZM139 122H138V124H139ZM151 122H152V121H151ZM174 122H175V121H174ZM174 122H173V123H174ZM212 122H213V121H212ZM244 122H245V121H244ZM0 123H1V122H0ZM11 123H13V122H11ZM61 123H62V122H61ZM76 123H77V122H76ZM91 123H92V122H91ZM135 123H136V122H135ZM135 123H134V124H135ZM143 123H144V122H143ZM147 123H150V122H147ZM242 123H243V122H242ZM8 124H9V123H8ZM66 124H67V123H66ZM70 124H71V123H70ZM81 124H82V123H81ZM121 124H123V123H121ZM121 124H120V125H121ZM152 124H153V122H152ZM2 125H4V124H2ZM6 125H7V124H6ZM62 125H63V124H62ZM82 125H83V124H82ZM118 125H119V124H118ZM141 125H142V124H141ZM147 125H148V124H147ZM150 125H151V124H150ZM150 125H149V126H150ZM177 125H178V124H177ZM239 125H240V124H239ZM245 125H246V123H245ZM65 126H66V125H65ZM83 126L85 127V125H83ZM151 126H152V125H151ZM173 126H174V125H173ZM179 126H180V125H179ZM60 127H62V126H60ZM70 127H71V126H70ZM77 127H78V126H77ZM77 127H76V129H77ZM133 127H134V126H133ZM238 127H239V126H238V124H237V128H238ZM241 127H242V126H241ZM244 127H245V126H244ZM8 128H9V127H8ZM58 128H59V127H58ZM115 128H116V127H115ZM120 128H121V127H120ZM122 128H123V127H122ZM148 128H149V127H148ZM150 128H151V127H150ZM239 128H240V127H239ZM249 128H250V127H249V125H248V129H249ZM234 129H235V128H234ZM240 129H241V128H240ZM0 130H2V128H1ZM51 130H52V129H51ZM65 130H67V129H65ZM87 130H88V129H87ZM125 130H126V129H125ZM236 130H237V129H236ZM121 131H122V130H121ZM233 131H235V130H233ZM237 131H238V130H237ZM112 132H113V131H112ZM123 132L125 133V131H123ZM244 132H245V130H244ZM248 132H249V131H248ZM65 133H66V132H65ZM80 133H81V132H80ZM83 133H84V132H83ZM106 133H107V132H106ZM109 133H110V132H109ZM126 133H127V132H126ZM58 134H59V133H58ZM75 134H76V133H75ZM88 134H89V131H88ZM115 134H117V132H116ZM128 134H129V133H128ZM131 134H133V133H131ZM247 134H248V133H247ZM7 135H8V134H7ZM80 135H81V134H80ZM122 135H123V134H122ZM122 135H121V136H122ZM244 135H245V134H244ZM17 136H20V135H17ZM69 136H70V135H69ZM72 136H73V135H72ZM75 136H76V135H75ZM75 136H73V137H75ZM201 136H202V135H200V136L198 137V140H199L200 142H201V141L203 142V140H205L206 138L209 137V136H208V137H207V136H206V137L203 136V138H201ZM20 137L23 138V136H20ZM66 137H67V136H66ZM110 137H111V136H110ZM116 137H117V136H116ZM132 137H134V136H132ZM211 137H213V139H214V138H216V135H211ZM242 137H243V136H242ZM244 137H245V136H244ZM16 138H18V137H16ZM24 138H25V137H24ZM84 138H85V137H84ZM84 138H83V139H84ZM108 138H109V137H108ZM108 138H107V139H108ZM163 138H164V137H163ZM192 138H193V137H192ZM56 139H57V138H56ZM56 139H55V140H56ZM60 139H61V138H60ZM63 139H64V138H63ZM91 139H92V138H91ZM91 139H90V140H91ZM127 139H128V137H126V138L123 137V138L121 139V141H126ZM139 139H140V138H139ZM159 139H161V138H159ZM159 139H158V140H159ZM222 139H223V138H222ZM240 139H241V138H240ZM71 140H72V139H71ZM155 140H157V139H155ZM164 140H165V138H164ZM220 140H221V139H220ZM226 140H227V139H226ZM241 140H242V139H241ZM4 141H6V140H4ZM4 141H3V142H4ZM9 141H11V140H9ZM17 141H18V140H17ZM63 141H64V140H63ZM79 141H80V140H79ZM82 141H84V140H82ZM82 141H81V142H82ZM98 141H99V139H98ZM100 141H101V140H100ZM108 141H109L110 143H112L110 139H108ZM135 141H136V140H135ZM181 141H182V140H181ZM196 141H197V140L195 139V142H196ZM215 141H217V140H215ZM15 142H16V141H15ZM74 142H75V141H74ZM77 142H78V141H77ZM94 142H95V141H94ZM113 142H114V141H113ZM144 142H145V141H144ZM177 142H178V141H177ZM200 142H199V143H200ZM205 142H206V141H205ZM205 142H204V143H205ZM34 143H35V141H34ZM114 143H115V142H114ZM159 143H160V142H159ZM197 143H198V142H196V145H197ZM220 143H222V142H220ZM3 144H4V143H3ZM115 144H117V148H116V146H115L116 150L119 149V148H118V143L116 142ZM115 144H114V145H115ZM125 144H127V142H126ZM146 144H147V143H146ZM155 144H156V143H155ZM160 144L162 145V143H160ZM35 145H36V144H35ZM110 145H111V144H110ZM114 145L112 144L111 146H114ZM128 145H129V144H128ZM143 145H144V144H143ZM153 145H154V143H153ZM171 145H172V144H171ZM176 145H177V144H176ZM181 145H182V144H181ZM12 146H13V145H12ZM15 146H17V145H15ZM22 146H23V145H22ZM22 146H21V147H22ZM47 146H48V144H47ZM60 146H61V144H60ZM76 146H77V145H76ZM78 146H80V145H78ZM105 146H106V145H105ZM119 146H120V145H119ZM126 146H127V145H125V147H126ZM136 146H137V145H136ZM156 146H157V145H156ZM202 146H204V145H202ZM251 146H252V145H251ZM21 147H20V148H21ZM48 147H49V146H48ZM51 147H52V146H51ZM121 147H122V146H121ZM121 147H120V148H121ZM128 147H129V146H128ZM131 147H132V145H131ZM199 147H200V145H199ZM204 147H205V146H204ZM255 147H256V146H255ZM255 147H254V148H255ZM61 148H62V147H61ZM63 148H64V147H63ZM66 148H67V147H66ZM91 148H92V146L90 147V149H91ZM159 148H160V145H159ZM161 148H162V146H161ZM168 148H169V147H168ZM192 148H193V147H192ZM194 148H195V147H194ZM10 149H11V148H10ZM96 149H97V147H96ZM105 149H106V148H105ZM125 149H127V148H125ZM129 149H130V148H129ZM133 149H134V148H133ZM162 149H163V148H162ZM178 149H179V148H178ZM198 149H199V148H198ZM201 149H202V147H201ZM15 150H16V149H15ZM79 150H80V149H79ZM82 150H83V149H82ZM98 150H99V149H98ZM110 150H111V149H110ZM110 150H109V151H110ZM167 150H168V149H167ZM167 150H166V151H167ZM0 151L3 152V150H0ZM9 151H10V150H9ZM11 151H12V150H11ZM16 151H17V150H16ZM31 151H32V149H31ZM34 151H36V150H34ZM57 151H58V150H57ZM88 151H89V150H88ZM92 151H93V150H92ZM105 151H106V150H105ZM126 151H128V150H126ZM131 151H132V150H131ZM162 151H163V150H162ZM173 151H174V150H173ZM201 151H202V150H201ZM203 151H204V150H203ZM12 152H13V151H12ZM28 152H29V151H28ZM72 152H73V151H72ZM82 152H83V151H82ZM93 152H94V151H93ZM102 152H103V151H102ZM106 152H107V151H106ZM118 152H119V150H118ZM121 152H122V150H121ZM121 152H120V154H121ZM129 152H130V151H129ZM170 152L172 153V151H170ZM0 153H1V152H0ZM8 153H9V152H8ZM41 153L43 154V152H41ZM54 153H55V152H54ZM84 153H85V152H84ZM99 153H100V152H99ZM108 153H109V152H108ZM108 153H106V154H108ZM174 153H175V152H174ZM193 153H194V152H193ZM257 153L260 154L258 151H257ZM61 154H62V153H61ZM93 154H94V153H93ZM96 154H97V153H96ZM124 154H125V153H124ZM131 154H132V153H131ZM176 154H177V153H176ZM207 154H208V153H207ZM39 155H40V154H39ZM57 155H58V154H57ZM71 155H72V153H71ZM73 155L75 156V154H73ZM99 155H100V154H99ZM110 155H111V154H110ZM114 155H115V154H114ZM166 155H167V154H166ZM26 156H27V155H26ZM49 156H50V155H49ZM68 156H69V155H68ZM92 156H93V155H92ZM174 156H175V155H174ZM201 156H202V155H201ZM250 156H251V155H250ZM1 157H3V156H1ZM9 157H10V156H9ZM14 157H15V156H14ZM16 157H18V156H16ZM32 157H33V156H32ZM77 157H78V156H77ZM95 157H96V156H95ZM98 157H100V156H98ZM98 157H97V158H98ZM110 157H111V156H110ZM117 157H118V156H117ZM127 157H128V156H127ZM129 157H130V156H129ZM129 157H128V158H129ZM181 157H182V156H181ZM22 158H23V157H22ZM66 158H67V157H66ZM81 158H82V157H81ZM92 158H93V157H92ZM171 158H172V155H171ZM239 158H240V157H239ZM10 159H11V158H10ZM15 159H16V158H15ZM19 159H20V158H19ZM43 159H44V158H43ZM57 159H58V158H57ZM67 159H68V158H67ZM98 159H99V158H98ZM104 159H105V157H104ZM106 159H107V158H106ZM134 159H136V158L134 157ZM137 159H138V158H137ZM137 159H136V160H137ZM154 159H155V158H154ZM242 159H243V158H242ZM47 160H48V158H47ZM90 160H91V159H90ZM102 160H103V159H102ZM127 160H128V159H127ZM168 160H169V159H168ZM7 161L10 162V160H7ZM55 161H56V159H55ZM64 161H65V160H64ZM99 161H100V160H99ZM121 161H122V160H121ZM121 161H120V164H121ZM194 161H195V160H194ZM1 162H2V161H1ZM5 162H6V160H5ZM46 162H47V161H46ZM58 162H60V161L58 160ZM109 162H110V161H109ZM113 162H115V161H113ZM122 162H123V161H122ZM125 162H127V161H125ZM134 162H135V161H134ZM169 162H170V161H169ZM192 162H193V161H192ZM197 162H198V161H197ZM68 163H69V162H68ZM82 163H83V162H82ZM82 163H81V164H82ZM87 163H88V162H87ZM111 163H112V162H111ZM116 163H118V162H116ZM137 163H138V162H137ZM3 164H4V163H3ZM54 164H55V163H54ZM61 164H63V163H61ZM89 164H90V163H89ZM112 164H113V163H112ZM125 164H126V163H125ZM128 164H130V162H129ZM133 164H134V163H133ZM116 165H117V164H116ZM136 165H137V164H136ZM136 165H135V166H136ZM148 165H149V162H148ZM154 165H155V163H154ZM154 165H153V166H154ZM160 165H161V164H160ZM164 165H165V164H164ZM167 165H168V164H166V166H167ZM209 165H210V163H209ZM53 166H54V165H53ZM58 166H60V165H58ZM124 166H125V165H124ZM135 166H134V168H135ZM161 166H162V165H161ZM54 167H55V166H54ZM56 167H57V166H56ZM94 167H95V166H94ZM94 167H93V168H94ZM110 167H111V166H110ZM155 167H156V166H155ZM162 167H163V166H162ZM164 167H165V166H164ZM168 167H169V165H168ZM199 167H200V166H199ZM7 168H8V167H7ZM10 168H11V166H10ZM42 168H44V166H43ZM59 168H62V167L60 166ZM88 168H89V167H88ZM118 168H119V167H118ZM137 168H138V167H137ZM57 169H58V168H57ZM73 169H74V168H73ZM90 169H91V168H90ZM95 169H96V168H95ZM97 169H98V168H97ZM121 169H122V168H121ZM129 169H130V168H129ZM145 169H146L145 172H143V173H141V174L139 173V174L137 175L136 178H138V179H137V181L134 182V183H139V181L142 180V183H139V184H138V185L141 186V187L146 186V185H145L146 183H144V182H145V179H146L145 176L149 174V173H148V170H147L148 168H145ZM236 169H237V168H236ZM28 170H29V169H28ZM30 170H31V169H30ZM50 170H51V168H50ZM50 170H49V171H50ZM55 170H56V169H55ZM55 170H54V172H55ZM67 170H68V169H67ZM88 170H89V169H88ZM88 170H85V171L87 172ZM106 170H107V169H106ZM106 170H105V171H106ZM109 170H110V169H109ZM114 170H115V169H114ZM126 170H128V169H126ZM159 170H160V169H159ZM199 170H200V169H199ZM61 171H62V170H61ZM82 171H84V170H82ZM102 171H103V169H102ZM128 171H129V170H128ZM152 171H153V170H152ZM239 171H241V170H239ZM239 171H237V172L239 173ZM57 172H58V171H57ZM57 172H55V173H57ZM62 172H63V171H62ZM149 172H150V171H149ZM162 172H163V171H162ZM162 172H161V173H162ZM174 172H175V171H174ZM234 172H236V170H235ZM234 172H233V174H234ZM237 172H236V173H237ZM16 173H17V172H16ZM24 173H25V172H24ZM52 173H53V172H52ZM52 173L50 172L51 175H53ZM87 173H88V172H87ZM87 173H86V175H87ZM93 173H94V170H93ZM115 173L118 174L117 172H115ZM153 173H154V172H153ZM203 173H204V172H203ZM203 173H201V177L205 175V174L203 175ZM11 174H14V172L11 173ZM89 174H90V173H89ZM96 174H97V173H96ZM135 174H136V173H135ZM1 175H2V174H1ZM7 175H8V174H7ZM7 175H6V176H7ZM38 175H39V174H38ZM42 175H43V174H42ZM42 175H41V176H42ZM48 175H49V173H48ZM62 175H63V174H62ZM66 175H67V174H66ZM94 175H95V174H94ZM230 175H232V174H230ZM237 175H238V174H237ZM239 175H241V172H240ZM14 176H16V175H14ZM35 176H36V175H35ZM45 176H46V175H45ZM45 176H44V178H45ZM74 176H75V175H74ZM127 176H128V175H127ZM207 176H208V175H207ZM210 176H211V175H210ZM244 176H246V175H244ZM3 177H4V176H3ZM196 177H197V176H196ZM215 177H216V176H215ZM228 177H229V176H228ZM231 177H232V176H231ZM241 177H242V176H241ZM6 178H7V177H6ZM37 178H39V177H37ZM44 178H43V179H44ZM84 178H85V177H84ZM117 178H118V177H117ZM205 178H206V177H205ZM258 178H259V177H258ZM27 179H28V178H27ZM35 179H36V178H35ZM50 179H51V176H50ZM56 179H58V177H56ZM62 179H63V178L61 177L60 180H62ZM94 179H95V178H94ZM99 179H100V178H99ZM134 179H135V178H134ZM139 179H140V180H139ZM207 179H208V178H207ZM225 179H226V178H225ZM228 179H229V178H228ZM239 179H240V178H239ZM243 179H244V178H243ZM259 179H260V178H259ZM2 180H4V179H2ZM45 180H46V179H45ZM54 180H55V179H54ZM58 180H59V179H58ZM63 180H64V179H63ZM67 180H68V179H67ZM123 180H124V179H123ZM229 180H230V179H229ZM256 180H257V179H256ZM43 181H44V180H43ZM56 181H57V180H56ZM91 181H92V180H91ZM127 181H128V180H127ZM197 181H198V180H197ZM208 181H209V180H208ZM212 181H213V180H212ZM215 181H216V180H215ZM240 181H241V180H240ZM33 182H34V181H33ZM51 182H52V181H51ZM100 182H101V181H100ZM100 182H99V183H100ZM102 182H103V181H102ZM102 182H101V183H102ZM123 182H124V181H123ZM159 182H160V180H159ZM200 182H201V181H200ZM244 182H245V181H244ZM2 183H3V182L0 180V185H2ZM29 183H30V182H29ZM44 183H45V181H44ZM96 183H97V182H96ZM108 183H110V182L108 181ZM209 183H210V181H209ZM222 183H223V182H222ZM224 183H225V182H224ZM256 183H257V182H256ZM11 184H12V183H11ZM11 184H10V185H11ZM37 184H38V183H37ZM50 184H51V183H50ZM94 184H95V183H94ZM190 184H191V183H190ZM204 184H205V183H204ZM214 184H215V182H214ZM234 184H236V183H234ZM242 184H243V183H242ZM260 184H261V183H260ZM12 185H13V184H12ZM44 185H46V184H44ZM60 185H61V184H60ZM81 185H82V184H81ZM83 185H84V184H83ZM85 185H86V184H85ZM119 185H120V184H119ZM185 185H186V184H185ZM200 185H201V184H200ZM57 186H59V185H57ZM104 186H105V185H104ZM112 186H113V185H112ZM203 186H204V185H203ZM212 186H213V184H212ZM237 186H239V184L236 185V188H237ZM245 186H246V185H245ZM245 186H244V187H245ZM262 186H263V185H262ZM50 187H51V186H50ZM91 187H92V185H91ZM91 187H90V188H91ZM186 187H187V186H186ZM205 187H207V186H205ZM233 187H234V186H233ZM241 187H242V186H241ZM253 187H255V186H253ZM258 187L260 188L259 185H258ZM15 188H16V187H15ZM62 188H64V187H62ZM74 188H76V187H74ZM74 188H73V189H74ZM136 188H137V187H136ZM139 188H140V187H139ZM227 188H228V187H227ZM238 188H239V187H238ZM255 188H256V187H255ZM9 189H10V187H9ZM42 189L44 190V188H42ZM42 189H41V190H42ZM52 189H53V188H52ZM82 189H84V188H82ZM98 189H99V191L101 190L100 188H98ZM145 189H146V187H145ZM148 189H149V188H147V190H148ZM171 189H172V188H171ZM203 189H206V188H203ZM203 189H202V190H203ZM209 189H210V186H209ZM209 189H208V190H209ZM232 189H233V188H232ZM261 189H262V188H261ZM12 190H14V189H12ZM16 190H17V189H16ZM32 190H33V188H32ZM46 190H47V189H46ZM49 190H50V189H49ZM71 190H72V187H71ZM78 190H79V189H78ZM89 190H91V189H89ZM89 190H88V191H89ZM93 190H94V189H93ZM102 190H103V189H102ZM154 190H155V189H154ZM206 190H207V189H206ZM221 190H222V189H221ZM242 190H243V189H242ZM244 190H245V189H244ZM244 190H243V191H244ZM246 190H247V189H246ZM47 191H48V190H47ZM56 191H57V190H56ZM63 191H64V190H63ZM72 191H73V190H72ZM74 191H75V190H74ZM108 191H109V190H108ZM155 191H156V190H155ZM160 191H161V190H160ZM203 191H204V190H203ZM210 191H211V189H210ZM256 191H257V190H256ZM43 192H44V191H43ZM43 192H42V193H43ZM61 192H62V190H61ZM69 192H71V191L69 190ZM76 192H77V191H76ZM117 192H118V191H117ZM146 192H147V191H146ZM185 192H186V191H185ZM249 192H250V191H249ZM49 193H50V192H49ZM179 193H180V192H179ZM243 193H244V192H243ZM257 193H258V192H257ZM12 194H13L12 191L9 192V193L7 192V194H5V193H4V194H3V193L1 194V193H0V214H1V213H2V214H3V213L5 214V212H7V211H6V210H7V208H6V204L4 203V202H6V201H5V200H6L5 195H10V196H12ZM51 194H52V192H51ZM225 194H227V193H225ZM245 194H246V193H245ZM247 194H248V193H247ZM22 195H23V194H22ZM22 195H21V196H22ZM25 195H26V194H25ZM48 195H49V194H48ZM103 195H104V194H103ZM103 195H102V196H103ZM237 195H238V194H237ZM240 195H241V194H240ZM243 195H244V194H243ZM253 195H254V194H253ZM54 196H55V195H54ZM128 196H129V195H128ZM153 196H154V195H153ZM226 196H227V195H226ZM231 196H232V195H231ZM238 196H239V195H238ZM247 196H248V195H247ZM7 197H8V196H7ZM22 197H23V196H22ZM24 197H25V196H24ZM48 197H49V196H48ZM48 197L46 196V198H48ZM56 197H57V195H56ZM56 197H55V198H56ZM60 197H61V196H60ZM62 197H63V196H62ZM92 197H94V196H92ZM97 197H98V195H97ZM117 197H118V196H117ZM147 197H148V196H147ZM236 197H237V196H236ZM8 198H9V197H8ZM40 198H41V197H40ZM42 198H43V196H42ZM51 198H52V197H51ZM238 198H239V197H238ZM240 198H242V197H240ZM240 198H239V200H240ZM247 198H248V197H247ZM250 198H252V197H250ZM63 199H65V198H63ZM87 199H88V197H87ZM91 199H92V198H91ZM93 199H94V198H93ZM96 199H97V198H96ZM134 199H135V198H134ZM226 199H227V198H226ZM234 199H235V198H234ZM255 199H258V200H260V201L263 200V199H259L258 196H257V198L255 197ZM27 200H28V199H27ZM36 200H37V199H36ZM71 200H72V198H71ZM71 200H70V201H71ZM229 200H230V199H229ZM237 200H238V199H237ZM239 200H238V201H239ZM15 201H16V200H14V202H15ZM21 201H22V200H21ZM24 201H25V199H24ZM78 201H79V200H78ZM106 201H107V200H106ZM121 201H122V200H121ZM132 201H133V200H132ZM188 201H189V200H188ZM240 201H241V200H240ZM243 201H244V200H243ZM243 201H242V202H243ZM247 201H249V199H247ZM7 202H8L9 204L12 205V202H13V201L10 202V200H8ZM25 202H27V201H25ZM28 202H29V201H28ZM32 202H33V201H32ZM46 202H47V201H46ZM50 202H51V201H50ZM55 202H56V201H55ZM57 202H58V201H57ZM65 202H66V201H64V203H65ZM84 202H85V201H84ZM175 202H176V201H175ZM227 202H229V201H227ZM37 203H39V202L37 201ZM86 203H87V202H86ZM90 203H91V202H90ZM93 203H95V202H93ZM97 203H98V202H97ZM130 203H131V202H130ZM155 203H156V202H155ZM229 203H230V202H229ZM232 203H233V202H232ZM40 204H41V203H40ZM43 204H44V203H43ZM43 204H42V205H43ZM88 204H89V203H88ZM88 204H87V205H88ZM241 204H243V203H241ZM245 204H246V203H245ZM263 204H264V203H263ZM24 205H25V203H24ZM33 205H35V204H33ZM37 205H39V204H37ZM50 205H51V203H50ZM85 205H86V204H85ZM92 205H93V204H92ZM104 205H105V204H104ZM127 205H128V204H127ZM180 205H181V204H180ZM246 205H248V204H246ZM258 205H259V204H257V206H258ZM47 206H49V204H47ZM58 206H59V205H58ZM73 206H74V205H73ZM77 206H78V205H77ZM100 206H102V204H101ZM125 206H126V204H125ZM151 206H152V205H151ZM151 206H150V207H151ZM231 206H233V205H231ZM249 206H250V205H249ZM259 206H260V205H259ZM24 207H25V206H24ZM41 207H42V206H41ZM56 207H57V206H56ZM62 207H63V206H62ZM62 207H61V208H62ZM66 207H67V206H66ZM66 207H65V208H66ZM69 207H70V206H69ZM71 207H72V205H71ZM137 207H138V206H137ZM162 207H164V206H162ZM174 207H175V206H173V208H174ZM209 207H210V206H209ZM234 207H235V206H234ZM238 207H239V206L237 205V209H239ZM242 207H244V206H242ZM246 207H247V206H246ZM250 207H251V206H250ZM260 207H262V206H260ZM8 208L11 209L10 206H8ZM50 208H51V207H50ZM63 208H64V207H63ZM94 208H95V207H94ZM158 208H159V207H158ZM183 208H184V207H183ZM230 208H231V207H230ZM230 208H229V209H230ZM244 208H245V207H244ZM27 209H28V207H27ZM29 209H30V208H29ZM78 209H79V207H78ZM102 209H103V208H102ZM156 209H157V208H156ZM254 209H255V208H254ZM254 209H253V211H255ZM13 210H14V209H13ZM23 210H24V209H23ZM37 210H38V209H37ZM49 210H50V209H49ZM49 210H48V211H49ZM63 210H64V209H63ZM63 210H62V211H63ZM74 210H76V209H74ZM98 210H101V209L98 208ZM103 210H104V209H103ZM119 210H120V208H119ZM122 210H123V209H122ZM138 210H139V209H138ZM159 210H160V209H159ZM231 210H232V209H231ZM239 210H240V209H239ZM10 211H11V210H10ZM33 211H34V210H33ZM105 211H106V210H105ZM211 211H212V210H211ZM245 211H246V210H245ZM23 212H24V211H23ZM38 212H39V211H38ZM69 212L71 213L72 211H69ZM92 212H93V211H92ZM112 212H113V211H112ZM114 212H115V211H114ZM123 212H124V211H123ZM141 212H142V211H141ZM161 212H162V211H161ZM180 212H181V211H180ZM242 212H243V211H242ZM247 212H250V210L247 211ZM251 212H252V211H251ZM262 212H263V211H262ZM25 213H26V212H25ZM44 213H45V212H44ZM50 213H51V212H50ZM70 213H69V214H70ZM89 213H90V212H89ZM116 213H118V212H116ZM153 213H154V212H153ZM181 213H182V212H181ZM256 213H258V212H256ZM256 213H255V214H256ZM19 214H20V213H19ZM19 214H18V215H19ZM23 214H24V213H23ZM37 214H38V213H37ZM75 214H76V213H75ZM94 214H95V212H94ZM104 214H106V213H104ZM107 214H108V213H107ZM112 214H113V213H112ZM177 214H178V212H177ZM177 214H175V215H177ZM229 214H230V213H229ZM231 214H232V213H231ZM238 214H239V213H238ZM241 214H242V213H241ZM18 215H17V216H18ZM20 215H21V214H20ZM47 215H48V214H47ZM57 215H58V214H57ZM62 215H63V214H62ZM79 215H80V214H79ZM179 215H181V214L179 213ZM224 215H225V214H224ZM226 215H227V214H226ZM226 215H225V216H226ZM233 215H234V214H233ZM6 216H9V215H5V217H6ZM11 216H12V215H10V217H11ZM26 216H27V215H26ZM48 216H49V215H48ZM59 216L61 217L60 214H59ZM68 216H69V215H68ZM68 216H65L66 219H67ZM70 216H72V215H70ZM93 216H94V215H93ZM103 216H104V215H103ZM136 216H137V215H136ZM151 216H152V215H151ZM154 216H155V215H154ZM169 216H170V215H169ZM171 216H172V214H171ZM173 216H174V215H173ZM182 216H183V215H182ZM186 216H187V215H186ZM228 216H229V215H228ZM236 216H237V215H236ZM236 216H234V217H236ZM238 216H239V215H238ZM31 217H32V216H31ZM54 217H55V216H54ZM57 217H58V216H56V218H57ZM126 217H127V216H126ZM179 217H180V216H179ZM217 217H219V216H217ZM222 217H223V216H222ZM231 217H232V216H231ZM242 217H244V216H242ZM2 218H3V217H2ZM6 218H7V217H6ZM23 218H24V216H23ZM23 218H22V219H23ZM48 218H49V217H48ZM68 218H69V217H68ZM78 218H79V217H78ZM86 218H87V217H86ZM108 218H109V217H108ZM115 218H116V217H115ZM118 218H120V217H118ZM134 218H136V217H134ZM181 218H182V217H181ZM244 218H245V217H244ZM263 218H264V216H263ZM7 219H8V218H7ZM12 219H13V218H12ZM61 219H62V218H61ZM61 219H60V220H61ZM66 219H65L64 221H66ZM87 219H88V218H87ZM87 219H86V221H87ZM89 219H90V218H89ZM125 219H126V218H125ZM127 219H128V217H127ZM162 219H163V218H162ZM166 219H167V217H166ZM168 219H169V218H168ZM172 219H173V218H172ZM222 219H223V218H222ZM224 219H225V218H224ZM224 219H223V220H224ZM9 220H10V218H9ZM19 220H20V216H19ZM43 220H44V219H43ZM54 220H55V219H54ZM81 220H82V219H81ZM92 220H93V219H92ZM128 220H129V219H128ZM134 220H135V219H134ZM217 220H219V219H217ZM246 220H247V219H246ZM5 221H6V220H5ZM41 221H42V220H41ZM52 221H53V220H52ZM57 221H58V220H57ZM57 221H55V222H57ZM89 221H90V220H89ZM110 221H111V220H110ZM110 221H109V222H110ZM114 221H115V220H114ZM119 221H120V219H119ZM123 221H124V220H123ZM130 221H132V220H130ZM156 221H157V220H156ZM170 221H171V220H170ZM221 221H222V220H221ZM226 221H227V219H226ZM228 221H229V220H228ZM234 221H235V220H234ZM234 221H233V222H234ZM256 221H257V220H256ZM22 222H23V221H22ZM24 222H25V220H24ZM29 222L32 223V221H29ZM45 222H46V221H45ZM53 222H54V221H53ZM55 222H54V223H55ZM58 222H59V221H58ZM66 222H68V221H66ZM66 222H65V223H66ZM69 222H72V221H69ZM127 222H128V221H127ZM157 222H158V221H157ZM167 222H169V221H167ZM231 222H232V219H231ZM235 222H236V221H235ZM43 223H44V222H43ZM43 223L41 222V224H43ZM54 223H52V222L50 223V221H49V227H50V225H53L54 228H53V227H52V229L50 228V231H51V232H49V235H50V236L48 235V233H47V235H48L50 238L55 239L56 241H57V240H60L61 238H62V239H65L63 236L66 237V232H67V231L65 232L62 226H61V227H62V228H61L60 225H56V224H59V223H56V224H54ZM62 223H63V221H62ZM77 223H78V222H77ZM176 223H177V222H176ZM176 223H175V224H176ZM208 223H209V222H208ZM215 223H216V222H215ZM225 223H227V222H225ZM244 223H245V222H244ZM253 223H254V222H253ZM253 223H252V224H253ZM32 224H33V223H32ZM84 224H85V223H84ZM109 224H110V223H109ZM109 224H108V225H109ZM128 224H130V223L128 222ZM167 224H168V223H167ZM170 224H171V223H170ZM247 224H248V223H247ZM247 224H246V225H247ZM30 225H31V224H30ZM30 225H29V227H30ZM34 225H35V224H34ZM63 225H64V223H63ZM88 225H91V224H88ZM152 225L155 226V224H152ZM209 225H210V224H209ZM243 225H244V224H243ZM250 225H251V224H250ZM255 225H256V224H255ZM257 225H258V224H257ZM7 226H10V225L8 224ZM20 226H21V225H19L18 227H20ZM38 226H39V225H38ZM43 226H44V224H43ZM47 226H48V225H46V227H47ZM55 226H56V228H55ZM67 226H68V225H67ZM78 226H79V225H78ZM92 226H94V225L92 224ZM136 226H138V225H136ZM140 226H141V225H140ZM142 226H143V225H142ZM150 226H151V225H150ZM156 226H157V225H156ZM156 226L153 227V228H156ZM169 226H171V225H169ZM226 226H227V225H226ZM226 226H225L224 228H226ZM10 227H11V226H10ZM13 227H14V226H13ZM26 227H27V226H26ZM35 227H36V225H35ZM102 227H103V226H102ZM106 227H108V226H106ZM130 227H131V226H130ZM138 227H139V226H138ZM145 227H146V225H145ZM164 227H165V226H164ZM173 227H174V225H173ZM176 227H178V226H176ZM179 227H180V226H179ZM221 227H223V226H221ZM250 227H252V226H250ZM263 227H264V226H263ZM7 228H8V227H7ZM42 228H43V227H42ZM44 228H45V227H44ZM64 228H65V227H64ZM75 228H76V226H75ZM98 228H99V227H98ZM100 228H101V227H100ZM117 228H118V227H117ZM142 228H143V227H142ZM189 228H190V227H189ZM13 229H14V228H13ZM48 229H49V228H48ZM78 229H79V228H78ZM115 229H116V228H115ZM146 229H147V228H146ZM146 229H145V230H146ZM177 229H178V228H177ZM190 229H191V228H190ZM193 229H194V228H193ZM229 229H230V228H229ZM22 230H23V229H22ZM30 230H33V229L30 228ZM68 230H69V229H68ZM104 230H105V229H104ZM111 230H112V229H111ZM127 230H128V229H127ZM136 230H137V229H136ZM147 230H148V229H147ZM160 230H161V229H160ZM188 230H189V229H188ZM225 230H226V229H225ZM18 231L20 232L19 229L17 230V233H18ZM27 231L30 232L29 230L26 229V232H27ZM35 231H36V230H35ZM38 231H39V230H38ZM46 231L48 232L49 230H46ZM83 231H84V230H83ZM108 231H109V230H108ZM140 231H141V230H140ZM140 231H138V232L140 233ZM154 231H156V230H154ZM157 231H158V230H157ZM189 231H190V230H189ZM208 231H209V230H208ZM223 231H224V230H223ZM229 231H230V230H229ZM232 231H235V230L232 229ZM1 232L3 233V231H1ZM1 232H0V233H1ZM12 232H13V230H12ZM24 232H25V231H24ZM26 232H25V233H26ZM33 232H34V231H33ZM39 232H40V231H39ZM39 232H38V233H39ZM74 232H75V231H74ZM104 232H105V231H104ZM147 232H148V231H147ZM172 232H173V231H172ZM210 232H211V231H210ZM214 232H215V231H214ZM249 232H250V231H249ZM67 233H68V232H67ZM72 233H73V231H72ZM75 233H76V232H75ZM87 233H88V232H87ZM87 233H86V235H88ZM94 233H96V232H94ZM94 233H93V234H94ZM105 233H107V232H105ZM116 233H117V232H116ZM129 233H130V232H129ZM129 233H128V234H129ZM151 233H152V232H151ZM151 233H150V234H151ZM190 233H191V232H190ZM225 233H227V232H225ZM228 233H229V232H228ZM242 233H243V232H242ZM263 233H264V232H263ZM11 234H12V233H11ZM27 234H28V233H27ZM31 234H32V232H31ZM36 234H37V233H36ZM43 234H44V233H43ZM79 234H80V233H79ZM79 234H78V235H79ZM91 234H92V232H91ZM102 234H103V232H102ZM107 234H108V233H107ZM117 234H119V233H117ZM130 234H131V233H130ZM145 234H146V233H145ZM150 234H149V235H150ZM153 234H154V233H153ZM180 234H181V233H180ZM246 234H247V233H246ZM246 234H245V235H246ZM8 235H10V234H8ZM14 235H15V234H14ZM29 235H30V234H29ZM45 235H46V234H45ZM68 235H69V234H68ZM86 235H85V236H86ZM100 235H101V234H100ZM109 235H111V234L109 233ZM115 235H116V234H115ZM115 235H114V236H115ZM126 235H127V233H126ZM133 235H134V234H133ZM174 235H177V234H174ZM192 235H193V234H192ZM192 235L190 234L191 237H192ZM219 235H221V234H219ZM231 235H233V234H230V236H231ZM39 236H40V235H39ZM42 236H43V235H42ZM98 236H99V235H98ZM188 236H189V235H188ZM190 236H189V237H190ZM228 236H229V235H228ZM233 236H234V235H233ZM233 236H232V237H233ZM235 236H236V235H235ZM0 237H1V240L4 241V242H6V243H8V242H10V241L13 240V239L11 240V236H6V237H5V236H1V235H0ZM94 237H95V236H94ZM106 237H107V235H106ZM109 237H110V236H109ZM121 237H122V236H121ZM123 237H124V236H123ZM125 237H126V236H125ZM129 237H130V236H129ZM129 237H128V238H129ZM147 237H148V236H147ZM149 237H150V236H149ZM174 237H175V236H174ZM180 237H181V236H180ZM22 238H23V237H21V239H22ZM31 238H32V236H31ZM31 238H29V239H31ZM40 238H42V237H40ZM40 238H38V239H40ZM45 238H46V237H45ZM50 238H49V239H50ZM81 238H82V237H81ZM111 238H113V237H111ZM111 238H110V239H107V240H105V241H106L107 243H109V244L114 243V242H113L114 240L111 239ZM144 238H145V237H144ZM244 238H245V237H244ZM14 239H15V238H14ZM42 239H43V238H42ZM53 239H52V240H53ZM73 239H75V238L73 237ZM88 239H89V238H88ZM198 239H199V238H198ZM231 239H232V238H231ZM234 239H235V238H234ZM238 239H239V238H238ZM242 239H243V238H242ZM245 239H246V238H245ZM247 239H248V238H247ZM1 240H0V241H1ZM15 240H17V239H15ZM19 240H20V239H19ZM22 240H24V239H22ZM27 240H28V239H27ZM34 240H35V239H34ZM36 240H37V239H36ZM46 240H47V239H46ZM76 240H78V239H76ZM80 240H81V239H80ZM94 240H95V239H94ZM120 240H121V239H120ZM141 240H142V239H141ZM144 240H145V239H144ZM159 240H161V239H159ZM159 240H158V242H159ZM174 240H175V239H174ZM187 240H188V239H187ZM30 241H31V240H30ZM42 241H43V240H42ZM66 241H68V240L66 239ZM78 241H79V240H78ZM95 241H96V240H95ZM115 241H116V240H115ZM128 241H129V240H128ZM133 241H134V240H133ZM139 241H140V240H139ZM147 241H148V240H147ZM149 241H150V240H149ZM156 241H157V239H156ZM161 241H162V240H161ZM196 241H197V243H198V240H196ZM240 241H242V240L240 239ZM240 241H239V242H240ZM243 241H245V240L243 239ZM15 242H16V241H15ZM53 242H54V241H53ZM72 242H73V241H72ZM75 242H76V241H75ZM83 242H84V241H83ZM130 242H131V241H130ZM136 242H137V240H136ZM136 242H135V243H136ZM158 242H157V243H158ZM165 242H166V241H165ZM220 242H224V241H220ZM13 243H14V241H13ZM20 243H21V241H20ZM26 243H27V242H26ZM36 243H37V242H36ZM36 243H35V244H36ZM51 243H52V242H51ZM56 243H59V242H56ZM56 243H55V244H56ZM62 243H63V242H62ZM64 243H65V241H64ZM66 243H67V242H66ZM81 243H82V242H81ZM131 243H132V242H131ZM141 243H143V242H141ZM146 243H147V242H146ZM146 243H145V244H146ZM169 243H170V242H169ZM174 243H175V241H174ZM185 243H186V242H184V243H182V244H185ZM190 243H191V242H190ZM197 243H196V244H197ZM215 243H216V242H215ZM10 244H11V243H10ZM52 244H53V243H52ZM72 244H73V243H72ZM76 244H77V243H76ZM78 244H79V243H78ZM88 244H89V243H88ZM120 244H121V243H120ZM133 244H134V243H133ZM160 244H161V243H160ZM162 244H163V243H162ZM171 244H172V243H171ZM186 244H187V243H186ZM186 244H185V245H186ZM219 244H220V243H219ZM219 244H218V246H219ZM246 244H247V243H246ZM246 244H245V245H246ZM5 245H6V244H5ZM11 245H13V244H11ZM22 245H24V244H22ZM37 245H38V244H37ZM56 245H57V244H56ZM70 245H71V244H70ZM90 245H91V244H90ZM98 245H99V244H98ZM100 245L102 246V244H100ZM105 245H106V244H105ZM130 245H131V244H130ZM148 245H149V244H148ZM152 245H153V244H152ZM197 245H198V244H197ZM209 245H210V244H209ZM221 245H222V244H221ZM226 245H227V243H226ZM245 245H244V246H245ZM27 246H28V245H27ZM48 246H50V244H48ZM48 246H46V247H48ZM64 246H65V245H64ZM117 246H118V245H117ZM117 246H116V247H117ZM139 246H140V245H139ZM188 246H189V245H188ZM192 246H193V245H192ZM200 246H201V245H200ZM214 246H215V245H214ZM234 246H235V245H234ZM238 246H240V245H238ZM2 247H3V246H2ZM76 247H77V246H76ZM96 247H97V244H96ZM102 247H103V246H102ZM107 247H108V246H107ZM120 247H121V246H120ZM126 247H127V245H126ZM146 247H147V245H146ZM158 247H159V246H158ZM168 247H169V245H168ZM171 247H174V246L172 245ZM175 247H176V246H175ZM208 247H209V246H208ZM208 247H207V248H208ZM220 247H221V246H220ZM235 247H236V246H235ZM235 247H234V248H235ZM12 248H13V247H12ZM19 248H20V247H19ZM19 248H18L17 251H15V252L18 253V252H19ZM22 248H23V247H22ZM26 248H27V250H28V247H26ZM26 248H25V250H26ZM30 248H31V247H30ZM32 248H33V247H32ZM34 248H35V247H34ZM37 248H39V247H37ZM43 248H44V247H43ZM56 248H57V247H56ZM114 248H115V247H114ZM117 248H119V247H117ZM124 248H125V247H124ZM124 248H123V249H124ZM144 248H145V247H144ZM192 248H193V247H192ZM209 248H210V247H209ZM209 248H208V250H210ZM234 248H233V249H234ZM61 249H62V247H61ZM73 249L75 250L76 248H73ZM86 249H87V248H86ZM102 249H103V248H102ZM105 249H107V248H105ZM110 249H111V248H109V250H110ZM161 249H163V248H161ZM166 249H168V248L166 247L165 250H166ZM172 249H174V248H172ZM38 250H39V249H38ZM40 250L44 252V250H42V248H41ZM40 250H39V251H40ZM51 250H52V249H51ZM53 250H54V249H53ZM62 250H63V249H62ZM67 250H68V249H67ZM70 250H71V249H70ZM115 250H116V249H115ZM118 250H119V249H118ZM156 250H157V249H156ZM224 250H225V249H224ZM65 251H66V250H65ZM68 251H69V250H68ZM88 251H90V250H88ZM119 251H120V250H119ZM121 251H122V250H121ZM142 251H143V250H142ZM168 251H169V250H168ZM214 251H215V250H214ZM214 251H213V252H214ZM232 251H233V250H232ZM27 252H28V251H27ZM45 252H46V251H45ZM79 252H80V251H79ZM96 252H97V251H96ZM131 252H132V251H131ZM139 252H140V251H139ZM162 252H163V251H162ZM200 252H202V251H200ZM203 252H204V251H203ZM229 252H231V251H229ZM234 252H236V251H234ZM41 253H42V252H41ZM53 253H54V252H53ZM73 253H74V252H73ZM73 253H72V254H73ZM81 253L84 254L83 252H81ZM86 253H87V252H86ZM94 253H95V252H94ZM121 253H122V252H121ZM123 253H124V252H123ZM142 253H144V252H142ZM182 253H183V251H182ZM206 253H207V252H206ZM206 253H205V254H206ZM226 253H227V252H226ZM67 254H69V253H67ZM70 254H71V251H70ZM105 254H106V253H105ZM107 254H108V252H107ZM113 254H114V253H113ZM125 254H126V253H125ZM127 254H128V251H127ZM133 254H135V252H134ZM136 254H137V253H136ZM164 254H165V253H164ZM168 254H169V253H168ZM168 254H167V255H168ZM203 254H204V253H203ZM214 254H215V253H214ZM229 254H230V253H229ZM0 255H1V254H0ZM25 255H26V254H25ZM29 255H30V253H29ZM62 255H63V254H62ZM65 255H66V254H65ZM65 255H64V256H65ZM85 255H87V254H85ZM85 255H84V256H85ZM118 255H119V253H118ZM123 255H124V254H123ZM167 255H166V256H167ZM220 255H221V254H220ZM223 255H224V254H223ZM226 255H228V254H226ZM14 256H15V255H14ZM17 256H18V255H17ZM78 256H79V255H78ZM78 256H77V257H78ZM81 256H82V255H81ZM87 256H88V255H87ZM87 256H86V258H87ZM110 256H111V255H110ZM126 256H127V255H126ZM126 256H125V257H126ZM210 256H211V255H210ZM228 256H229V255H228ZM73 257H74V256H73ZM75 257H76V256H75ZM89 257H90V256H89ZM108 257H109V256H108ZM117 257H118V256H117ZM120 257H121V256H120ZM128 257H129V256H128ZM135 257H136V256H135ZM135 257H134V258H135ZM139 257H140V256H139ZM148 257H149V255H148ZM221 257H222V256H221ZM258 257H259V256H258ZM32 258H33V257H32ZM34 258H35V257H34ZM55 258H56V257H55ZM91 258H92V256H91ZM96 258H97V257H96ZM99 258H100V257H99ZM105 258H106V257H105ZM115 258H116V257H115ZM121 258H122V257H121ZM129 258H130V257H129ZM129 258H127V259H129ZM132 258H133V257H132ZM142 258H143V257H142ZM153 258H154V257H153ZM159 258H160V257H159ZM14 259H15V258H14ZM48 259H49V258H48ZM73 259H74V258H73ZM80 259H81V257H80ZM107 259H108V258H107ZM130 259H131V258H130ZM136 259H137V258H136ZM167 259H168V258H167ZM169 259H170V258H169ZM174 259H176V258H174ZM258 259H260V257H259ZM38 260H39V259H38ZM44 260H45V259H44ZM61 260H62V259H61ZM78 260H79V258H78ZM88 260H89V259H88ZM103 260H105V259H103ZM103 260H102V261H103ZM138 260H139V262H142V261H140L141 259H138ZM152 260H153V259H152ZM154 260H155V259H154ZM163 260H164V259H163ZM179 260H181V259H179ZM179 260H178V261H179ZM182 260H183V259H182ZM221 260H222V259H221ZM221 260H220V262L218 261L220 264H221ZM232 260H233V259H232ZM262 260H263V259H262ZM31 261H32V260H31ZM70 261H71V260H70ZM81 261H84V260L82 259ZM100 261H101V260H100ZM110 261H111V260H110ZM158 261H160V260H158ZM168 261H169V260H168ZM171 261H172V260H171ZM192 261H193V260H192ZM210 261H211V260H210ZM215 261H216V260H215ZM224 261H225V260H224ZM226 261H227V260H226ZM237 261H238V260H237ZM11 262H12V261H11ZM22 262H23V261H22ZM32 262H33V261H32ZM34 262H35V261H34ZM43 262L45 263V261H43ZM55 262H56V261H55ZM64 262H65V261H64ZM78 262H79V261H78ZM85 262H87V261L85 260ZM88 262H89V261H88ZM108 262H109V261H107V263H108ZM112 262H113V261H112ZM120 262H121V261H120ZM126 262H127V261H126ZM134 262H135V261H134ZM145 262H146V260L143 261L144 264H145ZM148 262H149V260H148ZM155 262H156V261H155ZM165 262H167V261H165ZM179 262H180V261H179ZM181 262H182V261H181ZM183 262H184V261H183ZM201 262H202V261H201ZM212 262H213V261H212ZM235 262H236V259H235ZM9 263H10V262H9ZM9 263H8V264H9ZM20 263H21V262H20ZM27 263H28V261H27ZM65 263H67V262H65ZM75 263H76V262H75ZM75 263H73V264H75ZM92 263H95V261L93 262V260H92ZM92 263H90V264H92ZM174 263H175V262H174ZM176 263H177V262H176ZM196 263H197V262H196ZM198 263H199V262H198ZM219 263H218V264H219ZM240 263H241V262L239 261V264H240ZM23 264H24V263H23ZM36 264H37V263H36ZM46 264H47V263H46ZM59 264H60V262H59ZM128 264H129V263H128ZM131 264H134V263L132 262ZM157 264H161V263H157ZM170 264H171V263H170ZM177 264H178V263H177ZM193 264H194V263H193ZM225 264H226V263H225ZM229 264H230V263H229ZM236 264H237V263H236Z\"/></svg>",
    "mask_w": 264,
    "mask_h": 264
}]
</instances>
